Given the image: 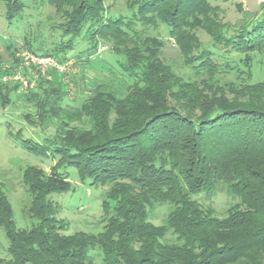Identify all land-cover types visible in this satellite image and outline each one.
Returning a JSON list of instances; mask_svg holds the SVG:
<instances>
[{
    "label": "trees",
    "instance_id": "obj_1",
    "mask_svg": "<svg viewBox=\"0 0 264 264\" xmlns=\"http://www.w3.org/2000/svg\"><path fill=\"white\" fill-rule=\"evenodd\" d=\"M106 1L0 0L5 24L19 30L27 20L26 53L65 66L61 73L53 66L25 69L33 82L26 92L0 83L2 105L19 92L34 109L28 124L54 129L39 141L21 140L29 154L54 162L48 174L23 173L36 220L30 229L15 228L0 186L8 264H94L95 257L100 264H264V81L252 83L251 72L227 57L264 50V4L251 19L228 25L215 21L208 0H123L126 15H113L116 0ZM48 8L54 17L44 13ZM27 10L36 15L25 16ZM161 26L187 76L163 59ZM196 30L206 32L208 45ZM101 45L110 46L117 69L105 67L109 73L89 84L83 73L97 63ZM75 68L85 83L76 107L66 99ZM225 77H232V98L199 87ZM66 167L80 182L106 188L101 232L61 233L66 224L47 197L71 190L60 172ZM219 187L238 200L224 218L193 199ZM164 206L161 225H154L151 213Z\"/></svg>",
    "mask_w": 264,
    "mask_h": 264
},
{
    "label": "rangeland",
    "instance_id": "obj_2",
    "mask_svg": "<svg viewBox=\"0 0 264 264\" xmlns=\"http://www.w3.org/2000/svg\"><path fill=\"white\" fill-rule=\"evenodd\" d=\"M212 7L217 8L215 15V21L220 24L238 25L245 19H251L257 12L260 11L261 6L264 4V0H208ZM112 0H107L106 5L111 6ZM113 15H126L123 0H116L111 7ZM32 13L36 15V12L27 10L25 16ZM44 13L54 17V10L48 8ZM41 18V17H39ZM38 18V19H39ZM44 21V18H42ZM36 20L33 21L34 25ZM41 21V20H39ZM33 25V27H34ZM17 26V25H15ZM14 25L8 26L0 19V70H7L8 75L0 73V83L12 82L17 83L26 81L28 75L25 69L31 68L34 65L39 71L42 70L38 64L29 62L28 54L23 49L24 38L27 36V20H24L23 24H18L19 30H16ZM42 27L46 29V23H42ZM155 35L154 32H151ZM159 38L164 42V46L161 50L162 57L169 63H175L180 75L187 76V70L180 64V53L172 40L169 39L163 26L160 27ZM200 43L208 45L210 40L208 35L203 30H196ZM109 45H101L97 51V63L89 67L87 73L84 74V81L87 83H93L92 79L103 78L105 74L109 73L105 67H111L116 70L117 66L113 62V57L109 52ZM230 62L236 64L240 70H243L245 75L251 72V82L264 81V50H255L247 52L245 54L230 53L227 55ZM231 65V67H233ZM247 68V69H246ZM81 68H75L70 76L75 77L76 85L68 82L70 76L63 75V78L69 84L68 95L66 97L69 104L76 107L80 103L79 100L73 103L74 98L79 97L77 91L84 90L85 83L81 78L77 76V73H81ZM89 73V74H88ZM34 74V72H32ZM56 75V74H55ZM35 76V75H34ZM95 76V77H94ZM52 77V76H51ZM94 77V78H93ZM246 77V76H244ZM232 77H225L222 80H204L200 82L199 87L202 91L207 93L208 96L214 97H226L232 98L233 93L230 88L229 81ZM29 84V85H28ZM26 88L18 87L17 91L26 92L33 82H28ZM231 89V91H230ZM83 97V95H81ZM12 102L9 105H2L0 101V186L4 190L13 212V222L17 229H30L36 220L30 217L28 213L29 208V194L23 184V173L28 168H34L48 174L50 167L54 162L50 159H44L33 156L25 151L21 145L23 139H33L39 141L43 135H53V126L46 127L44 129L37 126H31L28 124V119L34 117V109L31 105L26 103L17 92L11 94ZM79 101V102H78ZM30 117H25V116ZM21 130V137L17 135V132ZM11 134H8V132ZM20 137V138H19ZM66 174L67 181L70 183L71 190L62 194H51L47 197V200L52 202L58 207V211L55 214L57 220L63 221L66 226L61 231L62 234L70 235L75 232H84L96 234L102 231L104 226V216L101 209L102 201L105 198L106 188H95L88 184V182H80L76 169L73 167H66L60 171ZM193 199L197 201L203 208H210L214 212V216L218 218H224L227 215L228 210L238 203V200L231 199L226 196L221 187H219L213 194H200L193 196ZM113 203H110L112 206ZM167 212V207H157L151 213V222L154 225H161L164 215ZM8 240L4 234L3 228L0 227V264H8L10 256L7 253ZM94 264H100L97 257L94 259Z\"/></svg>",
    "mask_w": 264,
    "mask_h": 264
},
{
    "label": "built area",
    "instance_id": "obj_3",
    "mask_svg": "<svg viewBox=\"0 0 264 264\" xmlns=\"http://www.w3.org/2000/svg\"><path fill=\"white\" fill-rule=\"evenodd\" d=\"M27 56H28L29 62L38 64V65H40L43 68H46V67H49V66H53L60 73L64 72V70H65V66L64 65L56 64L51 58H48V57L36 58V57H34L32 55H27ZM27 84H28V81L27 82L25 81L24 83L22 81V82H20V85H21L20 87L21 88H26ZM32 86H30V88Z\"/></svg>",
    "mask_w": 264,
    "mask_h": 264
}]
</instances>
